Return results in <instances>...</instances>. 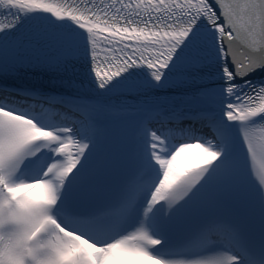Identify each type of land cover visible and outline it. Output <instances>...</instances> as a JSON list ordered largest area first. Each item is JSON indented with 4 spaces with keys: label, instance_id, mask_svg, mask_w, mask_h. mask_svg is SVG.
Wrapping results in <instances>:
<instances>
[{
    "label": "snow or ice",
    "instance_id": "1",
    "mask_svg": "<svg viewBox=\"0 0 264 264\" xmlns=\"http://www.w3.org/2000/svg\"><path fill=\"white\" fill-rule=\"evenodd\" d=\"M0 264H264V0H0Z\"/></svg>",
    "mask_w": 264,
    "mask_h": 264
}]
</instances>
